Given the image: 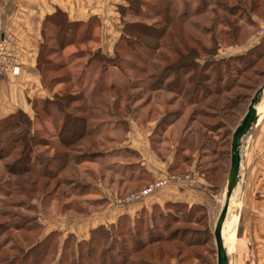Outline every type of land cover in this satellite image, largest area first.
Masks as SVG:
<instances>
[{
  "label": "trees",
  "instance_id": "1",
  "mask_svg": "<svg viewBox=\"0 0 264 264\" xmlns=\"http://www.w3.org/2000/svg\"><path fill=\"white\" fill-rule=\"evenodd\" d=\"M125 1V5H118L120 35L114 44L113 55L105 54L100 47L94 50L93 58L99 67L95 82H92L95 71L83 67L78 72L76 67L79 64L69 67L63 53L69 46H78L94 38L95 19L72 21L60 9L44 18L36 70L43 88L51 96L33 99V118L21 109L0 117V162L4 163L3 171L0 168V188L8 187L6 197L30 200L39 196H62L57 191L47 190L49 181L59 177L65 169L69 172L72 167L73 170L70 165L89 161L93 153H97V150L93 153L81 151L78 146L81 140L91 137L96 131L91 129L88 120L103 114L119 117L120 102L124 104V111L130 114V104L136 96L127 88L173 95L164 99L165 110L159 123H172L183 113L181 108L168 110L177 99H181L180 106L190 108L186 124L195 123V128L185 132L179 151L174 150L168 167L170 173L185 174L195 161L196 170L212 182H216L222 173L227 174L233 130L254 92L264 81V34L256 44L241 53L220 56V50L223 46L242 44L251 34V29L258 27L253 16L264 15V0ZM206 21L208 26L204 24ZM76 52L79 53L76 57L80 56L81 51ZM122 65L135 75L131 77L124 69L125 73H122ZM108 67L113 68L109 82L106 80ZM117 69L122 72L119 74ZM61 71L63 73L59 74ZM120 82L126 83L122 85ZM106 91H111L106 94L114 100L111 104L106 103ZM153 114L149 111L144 123L150 121ZM47 118L51 121L54 135L45 124ZM151 135V149L163 158L167 152L164 149L163 153L158 148L159 144ZM51 136L56 139L51 140ZM180 152L182 158L177 161ZM140 179L129 188V193L149 184L150 178ZM86 185L89 184H84L83 189ZM15 201L11 200V203ZM70 205L65 204L64 207ZM186 206L183 202L152 206L150 221L154 226L146 224L147 219L142 216L146 210L142 209L134 217L135 236L130 245L127 238L118 243L112 237L108 242L109 233L105 225L91 228L89 238H83L89 243L88 259L93 258V251L101 249L103 254L108 247L112 251L117 247L121 257L117 264H130L133 257L141 259V264H167L163 260L173 258L171 250L176 255L187 251L188 255H185L192 256L195 248L209 243L213 234L206 216L209 209L197 204L190 205L187 212L188 216L191 213L198 215L194 221L188 220L196 227L176 226L181 222L176 212ZM156 211L158 216L154 215ZM122 219L128 221L122 215L117 222ZM4 224L7 223L1 224L0 233L6 231ZM13 227L24 230L19 224ZM52 234L40 240L33 234L31 240L25 237L26 241L17 235L12 237L13 243L19 238L31 244L27 248L13 244L7 237L8 241L0 242V260L15 264L17 260L35 257L38 254L35 250L44 251L43 246ZM11 251H16V254ZM212 251L216 255V250Z\"/></svg>",
  "mask_w": 264,
  "mask_h": 264
},
{
  "label": "rangeland",
  "instance_id": "2",
  "mask_svg": "<svg viewBox=\"0 0 264 264\" xmlns=\"http://www.w3.org/2000/svg\"><path fill=\"white\" fill-rule=\"evenodd\" d=\"M253 19L258 23V27L251 29V34L242 44L231 47L223 46L220 50V56L241 53L244 49L256 44L260 40L264 34V15H254ZM204 24L208 26L209 22L206 21ZM98 40V36L95 34L92 40L78 46H69L63 51L69 67L73 64H79L80 66L76 67L78 68V72L80 68L83 67L92 72H96L92 78V82H95L99 73L98 64L93 58L94 50L99 47ZM76 50L81 51L80 56L78 57H76V54L79 53H77ZM112 55L113 52L111 56ZM123 69L126 70V74H129L131 77L135 75L133 71L127 69L124 65H122V70ZM124 70L122 72L117 69L116 72L119 74L121 72L125 73ZM112 71V67H108L106 70L108 75L106 76V80L108 82L112 78L110 75ZM62 73L63 71L59 74ZM90 77L91 76H89V78ZM116 79L117 81H120L117 77ZM125 83L126 82H120L119 84L125 85ZM127 89L128 92H131L136 96L130 104V114L124 111V104L120 102L118 110L120 114L119 117H108L107 114H103L98 116L100 118L96 115L93 119L88 120L91 129H96V131L92 132L91 137L87 136L81 140L78 143V146H80V149L82 148L81 151L89 150L93 153L94 150H97V153H93L89 161L83 160L78 163L77 166L70 165L73 166V170H71L72 167L69 169V172L68 169H65L60 173L59 177L49 181L46 187L47 190L57 191L59 195L63 194L62 196H57L55 198H41L39 196L38 198L35 197L30 200H19V197H6V190L9 189L7 186L4 187L1 185L0 231L3 227L1 224H7H4L6 231L0 233L2 234L0 236V242L1 240L2 242L8 241V237L11 238L10 242L13 243L15 240L12 237L16 235L22 240H25V237H30L31 240L32 234L37 235V237H39L38 240H40L53 232L52 236L49 237V240L43 246L45 252L36 249L35 253L38 254L35 257L27 260H17L18 262L15 264H117L120 262L121 257L119 256L120 253L118 252L117 247L116 249H113V251L108 250L109 247L106 248L103 253L105 256L100 251L101 249H98L95 252L93 251V258L88 259L86 253L89 243L83 241V238H89V230L98 226V224H101L99 223V220L104 215L103 209L108 202H111L112 198L116 195V192L118 197L125 198V196L128 195V191L126 192V190L132 185L139 183L138 181L140 178V180L150 178V176H148L150 174L142 165V155H140V150H143L147 145L145 141V137L147 136L145 133L148 128L150 129L148 132L149 135L152 134V139L159 144L158 148L162 149L163 153L165 149L167 154L169 151L174 152L175 149L178 150L182 146L181 139L185 136V132H187L189 128H195V123H191L190 126L189 124H186L190 108L184 105L180 106L181 99H177L174 102V105L168 107V110L171 111L173 109L181 108L180 110L183 111V113H180L181 115H179V117L172 123L166 121L159 123L165 110V106L162 103L164 99L172 98L173 95L171 93H162L161 96L157 92L146 93L136 88ZM109 92L111 91H106L105 99H108L106 103L111 104L114 100L110 96H106ZM46 94H48L47 96H51L48 91ZM263 106L264 103L259 104V108ZM149 111L154 114L150 117V121L144 123V121H146L145 119L148 118L146 115ZM28 115L33 118L34 111L32 110ZM45 121L48 130L54 135L55 132L53 131L54 129L52 128L50 119L47 118ZM127 122L128 124L125 125ZM100 124H102V126L99 127ZM35 127H38V125L36 124ZM138 130L143 132L139 134ZM42 134H44V132H42ZM126 137L129 138L128 141H126ZM48 138L50 137L48 136ZM55 139V136H51V140ZM90 143L91 146H89ZM124 145L127 147H123ZM186 146L187 145L185 144V147ZM36 151H39V149H36ZM241 151L244 153L245 148H242ZM180 158H182L181 152L176 160L180 161ZM3 164V161H1L0 168L2 171ZM225 176L227 178V174L224 172V174L222 173V176L215 182L220 185L222 183L224 193L226 183ZM84 184L89 185H86L83 189ZM119 191H125V193L120 194ZM224 193L220 197L219 203H214V205L209 208V211H206V216L208 217L207 219L211 224L212 230L224 200ZM238 193L239 189L236 190L234 204H232L230 200L226 216L227 219L225 218L226 223L223 233L226 242H224V245H226L225 248L227 249L229 264H254L256 263V246L251 243H239L238 240H236L237 230L239 229V231H241L243 223V213H241V218L238 222ZM11 200L16 201L11 203ZM70 203L71 205L69 207H64L65 204ZM189 207L190 205L187 204L183 210L176 212L181 219V222L176 226L196 227V224L193 222L188 223V220L194 221L196 216H198L196 213H191L188 216L187 212ZM151 210H146L145 213H142V216L147 219L146 224L154 226L153 221H150L151 214L153 213ZM154 215L158 216V211L154 212ZM134 217L132 220L129 219L128 221L122 219L120 223L117 222L118 218L114 223H107L106 225L103 223L102 225H105V228L108 229V242L112 237L116 238L118 243H121V241L126 240L127 238V244L130 245L135 236V234H133L135 229ZM32 218H34L35 221H33ZM32 221L36 222L34 224H37V229L33 226ZM18 224L23 226L24 230H17L13 227L15 225L18 226ZM139 229L143 231L145 230L144 228ZM28 231L30 233H26ZM19 238L18 241L13 244H18L24 248L31 245L21 241ZM81 240L83 241L82 243H80ZM247 248L251 249V254ZM214 249V239L210 238V242L205 246L195 248L192 256H186L188 255L187 251L176 255L171 250L173 258L164 259L163 262L167 264H216V255L212 251ZM11 252L12 254H16V251ZM140 261L141 259H134L133 257L131 258L130 264H141ZM0 264H7V262L0 260Z\"/></svg>",
  "mask_w": 264,
  "mask_h": 264
},
{
  "label": "crops",
  "instance_id": "3",
  "mask_svg": "<svg viewBox=\"0 0 264 264\" xmlns=\"http://www.w3.org/2000/svg\"><path fill=\"white\" fill-rule=\"evenodd\" d=\"M125 4V0H0V34L18 39L17 45L8 44L7 48L20 62L18 74H13L9 70L0 77V117L17 109L31 113L33 99H43L48 95L36 70V58L42 42V24L47 15L60 9L72 21H87L94 18L97 22L94 35L98 36V45L105 54L111 55L120 35L118 5ZM259 103H264V96ZM256 108L259 111L258 119L242 138L241 149L245 148V151L243 153L240 150L239 180L232 196L235 202L236 190L239 189L238 222L243 213V223L241 231L237 230L236 240L243 244H254L256 246L254 264H264V106L259 108L258 105ZM149 130L148 128L145 133L147 145L140 150L142 165L150 174L148 183L170 176H174V179H170L154 192L122 203L116 201L120 198L116 192L110 202L112 205L108 202L103 209L104 215L99 223L105 225L114 223L122 215L132 220L142 209L150 211L152 206L163 207L167 202L197 204L207 209L214 203H219L224 193L222 183L220 185L212 182L204 174L199 173L195 168V161L185 174L170 173L168 167L173 160V152L169 151V154L161 158L152 151ZM142 132L138 130L139 134ZM128 139L126 137V141ZM143 187L145 186L132 192ZM248 250L251 254V249Z\"/></svg>",
  "mask_w": 264,
  "mask_h": 264
},
{
  "label": "water",
  "instance_id": "4",
  "mask_svg": "<svg viewBox=\"0 0 264 264\" xmlns=\"http://www.w3.org/2000/svg\"><path fill=\"white\" fill-rule=\"evenodd\" d=\"M263 92H264V81L254 92L244 115L242 116L239 123L234 128L231 136L230 160H229V168L225 183L224 200L212 230L213 239L215 243V250H216V264H229L228 254L222 236V228L225 218L227 216L233 191L239 180L240 163H241L240 150L242 145V138L249 132L251 127L256 123L258 119L256 106L261 101Z\"/></svg>",
  "mask_w": 264,
  "mask_h": 264
},
{
  "label": "built area",
  "instance_id": "5",
  "mask_svg": "<svg viewBox=\"0 0 264 264\" xmlns=\"http://www.w3.org/2000/svg\"><path fill=\"white\" fill-rule=\"evenodd\" d=\"M19 43L18 39L11 35L0 34V77L6 74L7 71H11L13 74H18L20 70V62L16 58L11 50L7 48L8 44L17 45ZM170 179H174V176L158 178L153 182L149 183L147 186L132 192L125 196V198H118L116 201L118 203L130 201L136 198H140L155 191L160 186L164 185Z\"/></svg>",
  "mask_w": 264,
  "mask_h": 264
},
{
  "label": "bare ground",
  "instance_id": "6",
  "mask_svg": "<svg viewBox=\"0 0 264 264\" xmlns=\"http://www.w3.org/2000/svg\"><path fill=\"white\" fill-rule=\"evenodd\" d=\"M259 104H260V103H258L256 107H258ZM257 111H258V108H257ZM258 112H259V111H258ZM249 137H250V136H249ZM247 139H248V138H247ZM231 203L234 204V196H232ZM226 219H227V218H226ZM225 221H226V220H225ZM225 221H224L223 228H222V236H223V240H224V242H225V239H224L223 229H224ZM225 246H226V245H225ZM226 251H227V249H226Z\"/></svg>",
  "mask_w": 264,
  "mask_h": 264
}]
</instances>
